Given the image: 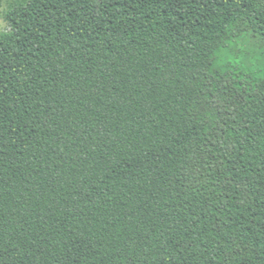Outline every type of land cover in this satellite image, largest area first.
Returning a JSON list of instances; mask_svg holds the SVG:
<instances>
[{
  "label": "trees",
  "instance_id": "16d2710c",
  "mask_svg": "<svg viewBox=\"0 0 264 264\" xmlns=\"http://www.w3.org/2000/svg\"><path fill=\"white\" fill-rule=\"evenodd\" d=\"M0 20V264H264V0Z\"/></svg>",
  "mask_w": 264,
  "mask_h": 264
},
{
  "label": "rangeland",
  "instance_id": "374dc122",
  "mask_svg": "<svg viewBox=\"0 0 264 264\" xmlns=\"http://www.w3.org/2000/svg\"><path fill=\"white\" fill-rule=\"evenodd\" d=\"M5 28V23L0 20V32ZM242 53L235 59L237 62L243 64L247 70L256 71L264 66V60L261 61V58L258 54H254L251 48L241 46ZM248 54V55H246Z\"/></svg>",
  "mask_w": 264,
  "mask_h": 264
}]
</instances>
